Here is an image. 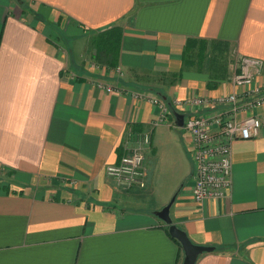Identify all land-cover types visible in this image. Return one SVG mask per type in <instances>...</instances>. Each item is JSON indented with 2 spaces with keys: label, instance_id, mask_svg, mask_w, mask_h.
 I'll list each match as a JSON object with an SVG mask.
<instances>
[{
  "label": "crops",
  "instance_id": "obj_1",
  "mask_svg": "<svg viewBox=\"0 0 264 264\" xmlns=\"http://www.w3.org/2000/svg\"><path fill=\"white\" fill-rule=\"evenodd\" d=\"M105 37L122 78L96 61ZM189 39L207 44L201 66L183 60ZM213 42L229 46L223 72ZM239 56L264 62V0H0V264H181L154 215L173 198L172 223L214 248L196 264H264V127L232 143L229 193L197 204L170 105L230 91ZM131 94L165 101L166 122L149 130L158 109ZM148 130L141 184L124 188L106 168Z\"/></svg>",
  "mask_w": 264,
  "mask_h": 264
},
{
  "label": "built area",
  "instance_id": "obj_2",
  "mask_svg": "<svg viewBox=\"0 0 264 264\" xmlns=\"http://www.w3.org/2000/svg\"><path fill=\"white\" fill-rule=\"evenodd\" d=\"M264 62L257 58H235V71L230 79L231 90L217 97L173 99L171 107L183 113V130L189 139L193 165L191 199L199 204L218 201L231 188V145L234 141L249 140L264 127V81L261 75ZM117 78L123 73L115 68ZM95 86L107 93L121 94L118 87L101 82ZM131 97L145 101L158 109L151 130L166 122L169 108L165 101L138 94ZM129 131L123 143L119 162L106 168L108 177L124 188L141 184L144 175V151L151 145L150 131Z\"/></svg>",
  "mask_w": 264,
  "mask_h": 264
},
{
  "label": "trees",
  "instance_id": "obj_3",
  "mask_svg": "<svg viewBox=\"0 0 264 264\" xmlns=\"http://www.w3.org/2000/svg\"><path fill=\"white\" fill-rule=\"evenodd\" d=\"M121 36V34H119ZM118 36V37H119ZM105 42H103L101 46L100 51H95V58L96 60H99L102 58V60L106 61L109 66L116 68V61H117V54H118V41L119 39H114V43H110V40L108 38L103 39ZM211 45V55H210V64H211V73H218L221 69V72L225 70V66H227V59L226 55L228 53L229 46L226 43L223 42H218ZM206 47L207 44L204 41H198V40H193L189 39L186 42V45L183 49V60L188 62L192 55L196 58L198 61V65H202L204 59H205V52H206ZM225 51V52H224ZM222 75L219 76L218 78H222ZM217 77V76H215ZM165 81V80H164ZM172 82V81H171ZM171 84V83H170ZM142 90H149L147 86L142 85L140 86ZM156 88V87H153ZM159 92V89H156ZM165 229L168 233V228L165 226ZM169 235V234H168ZM170 236V235H169ZM172 238V237H171ZM173 241L177 243V245L181 248L180 244L178 243L177 240L172 238Z\"/></svg>",
  "mask_w": 264,
  "mask_h": 264
},
{
  "label": "water",
  "instance_id": "obj_4",
  "mask_svg": "<svg viewBox=\"0 0 264 264\" xmlns=\"http://www.w3.org/2000/svg\"><path fill=\"white\" fill-rule=\"evenodd\" d=\"M173 117L175 119V125L177 127L183 126L184 117L172 110ZM174 202V198L163 207L160 211L154 213V215L168 228V234L170 237L178 241L183 252V260L181 264H196L200 255L204 253H210L214 251L213 247L199 246L193 244L186 233L172 223L169 215L170 208Z\"/></svg>",
  "mask_w": 264,
  "mask_h": 264
},
{
  "label": "rangeland",
  "instance_id": "obj_5",
  "mask_svg": "<svg viewBox=\"0 0 264 264\" xmlns=\"http://www.w3.org/2000/svg\"><path fill=\"white\" fill-rule=\"evenodd\" d=\"M87 45H88V42H87ZM63 51L65 52V55L68 56V53L66 52V50H63ZM231 55H232V54H231ZM85 60H86V61H90L88 55H87V57L85 58ZM93 61H95V60H93ZM96 61H97V60H96ZM233 61H234V59H233V56H232L231 62H233ZM170 117H171V120H172L173 117L171 116V114H170ZM173 131H176V130H173ZM179 133H180V134L182 133V134L185 135V132H184L183 130H181L180 132H178V134H179ZM183 153H185V152H183ZM185 154H186L187 157L185 156V158H183V162H184V161H185V163L187 162L188 167L191 168V167H192V165H191L192 163H191V159H190V157L188 156L189 154H188V155H187V153H185ZM185 154H184V155H185ZM185 159H186V160H185Z\"/></svg>",
  "mask_w": 264,
  "mask_h": 264
}]
</instances>
